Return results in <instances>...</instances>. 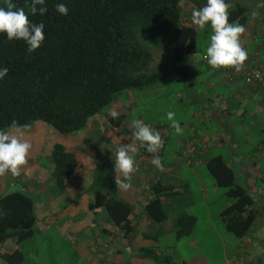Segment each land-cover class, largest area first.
I'll return each mask as SVG.
<instances>
[{
  "label": "trees",
  "instance_id": "1",
  "mask_svg": "<svg viewBox=\"0 0 264 264\" xmlns=\"http://www.w3.org/2000/svg\"><path fill=\"white\" fill-rule=\"evenodd\" d=\"M187 1L205 6L201 0ZM14 2L28 12L30 0ZM60 2L69 8L67 16L56 11ZM181 2L45 0L46 14H29L31 22L45 25V39L36 51L28 54L23 40L9 41L6 33H0V69H9L7 76L0 79V129L10 130L14 120L20 125L42 121L54 130L75 132L123 91L142 90L171 73L188 80L190 66L179 63L196 52L197 29L183 22ZM4 6L5 0H0V7ZM228 12L230 23L246 25V6L236 3ZM155 59L156 65L151 68ZM224 73L221 70L228 80ZM124 118V113H119L118 119L108 116V129L100 135L101 139L110 142L113 132L121 130V144L135 142L140 154L151 161L154 155L161 157L164 144L157 154L148 153L141 142L128 135L127 128H121ZM49 157L51 181L58 192H64L82 168L80 150L55 143ZM96 157L94 175L86 187L92 194L87 208L93 222L105 215L124 238H129L136 231L134 207L122 198L115 184V176L120 178L114 170L115 162ZM205 167L215 184L232 198L219 213L225 229L238 238L247 235L256 218L253 197L236 181L232 167L221 155L209 157ZM150 191L152 195L145 201L143 211L153 225L160 227L142 233L149 245L138 252L155 264H178L173 254L162 253L158 242L166 234L162 225L168 221L176 240L192 231L196 223L193 214L168 210V204L178 205L188 187L184 181L173 182L170 176L155 179ZM37 222L34 200L28 194L23 190L0 192V258L6 264L26 262L20 247L6 250V245L9 240L19 244L32 238Z\"/></svg>",
  "mask_w": 264,
  "mask_h": 264
},
{
  "label": "rangeland",
  "instance_id": "2",
  "mask_svg": "<svg viewBox=\"0 0 264 264\" xmlns=\"http://www.w3.org/2000/svg\"><path fill=\"white\" fill-rule=\"evenodd\" d=\"M206 1L201 0L204 5H206ZM225 2L229 4L230 8L236 2L255 6L258 3H264V0H225ZM181 5L183 22L192 24L197 29L196 52L179 63V65L193 67L192 81L194 85L192 89L185 88L186 80L176 73H171L158 83L142 90L121 92L112 104L96 113L88 120L85 127L78 131L60 132L50 128L42 121H35L24 133L22 139L32 145L27 157V164L21 169L19 177H13L10 173L0 176V192L23 190L34 200L37 207L35 209L40 219L36 225L34 236L18 244V247L25 253L27 264L97 263L89 248L93 242L100 241L98 232H100L101 227L112 230L115 227L110 222H101L100 219L90 223V212L87 205L92 200V194L86 190V187L89 186L94 175L96 155L102 158H111L115 162L113 154L120 145H123L121 140L124 136L121 130L113 132L110 142H104L100 137L106 128L108 129L107 117L111 116L113 111L120 113L121 107L125 108L126 112V119L121 128H130L131 131L128 135L133 137V140L135 129L132 126V120L139 119L153 130L158 131L165 141L161 156L162 162L165 164L164 170L155 172L153 178H151L152 175L145 174L147 177L140 180L138 186H133L128 190V195L132 198L130 202L134 207V215L137 216L136 221L143 225L147 222L145 218L147 216L144 214L142 206L152 195L150 185L155 179L172 176L173 182L184 181L188 187V193L182 196L183 199L176 207L168 204V210L173 213L179 209L193 214L196 217V223L188 235L176 240L170 230L172 225L169 221L165 222L163 226H166L167 232L158 242L159 249L164 254H173V259L178 264L234 263L230 258L232 255L230 253L236 249L234 244L236 237L225 229L219 216L220 211L232 201V198L225 195V190L215 184L204 164H199L197 169L186 167L181 172L175 171L174 161L176 151L180 147L179 141L183 139V136L191 133L188 129L189 122H196L190 114L192 111L201 109L193 96L198 89H203L201 82L204 77L208 76L207 72L204 74L201 71L204 70L202 55L206 53L212 34L210 25L206 26L205 29H200L191 21V12L201 7L187 0H182ZM157 59L151 63V68L155 67ZM177 92L183 93L178 97ZM196 96L199 99V95ZM168 111L175 113V119L184 129L183 134H176L175 130L170 127V122L166 118ZM9 131L19 135L15 129ZM55 143L63 144L68 148L78 147L83 160V168L64 192H58L51 181L52 165L49 154L52 145ZM138 153H140L139 148L134 155ZM214 153L217 152L214 151L212 154ZM138 162L140 160L137 161V164ZM147 167L149 169L155 168L152 163ZM171 167L173 170L169 171ZM25 171L28 172L27 175H25ZM136 175L140 177L144 174L139 170ZM78 188L81 190L77 191ZM203 188L207 194L206 198L204 197L205 193L201 191ZM55 197L60 200L59 202H63V205L61 203L56 212L49 213L48 218L43 217L42 204L55 199ZM55 206V208L58 207V205ZM73 206L77 207V211L72 209ZM61 208H65L66 211ZM158 228V226L149 225L148 229L157 230ZM250 234L253 237L263 235L264 224L256 226L254 223ZM148 260V264H155L151 259ZM0 264H6V262L0 258Z\"/></svg>",
  "mask_w": 264,
  "mask_h": 264
},
{
  "label": "crops",
  "instance_id": "3",
  "mask_svg": "<svg viewBox=\"0 0 264 264\" xmlns=\"http://www.w3.org/2000/svg\"><path fill=\"white\" fill-rule=\"evenodd\" d=\"M236 3L244 5L249 9L248 20L244 26L245 32L240 37L241 45L247 51L248 56H251L255 51H259L260 58L262 57L261 59L264 60V7L257 8V5L249 6L241 2ZM252 9L258 12L255 18L251 16ZM202 60L204 70H200L204 74L207 72L208 76L204 77V80L201 82L203 89H198L193 96L196 99V104H199L201 109L192 111L190 114L191 118H194L196 122H189L188 129L191 133L183 136V139L179 141L180 147L176 151L174 161L176 165L175 171L181 172L186 167L197 169L199 164L205 165L209 157L216 154L221 155L232 167L236 181L246 187L254 199L253 207L256 211L254 223H256V226L263 225L264 89L244 84L243 80L237 75L231 80H226L221 75L220 69L212 68L208 64L206 53L202 55ZM192 69L193 67L190 66L191 76L186 80L185 88L188 90L192 89L194 85L192 81ZM200 70L197 71L200 72ZM182 93L177 92V96L180 97ZM197 94L199 95V99L196 96ZM120 113L125 114V120V108L121 107ZM127 129L131 131L130 128L127 127ZM214 151L217 153L212 154ZM138 160L140 162L137 164ZM146 163L151 164L152 161L149 158L143 157L140 153L134 155L136 172L141 170V173L144 175L139 177L136 175V172L133 173L131 187L138 186L140 180L147 177L145 174H150L152 175L151 178H153L155 172L159 170L156 167L149 169L147 167L149 164L145 165ZM172 170L173 168L171 167L169 171ZM119 175L120 179H123L122 174ZM80 190L81 188H78L77 191ZM128 190L120 189V195L130 202L132 198L128 195ZM201 191L205 193L204 197L206 198L205 189L203 188ZM59 201L55 197V199L43 203V208L41 207L43 217L48 218L50 216L49 213L56 212V209L60 208L61 203L63 205V202ZM55 205H58V207L55 208ZM34 208H37L35 202ZM61 209L66 211L65 208ZM72 209L77 211L76 206H73ZM89 212L90 223L96 222H93L92 213L91 211ZM136 218L137 216L133 220L134 225H136V231L129 238H124L122 231L114 225L115 229L113 230L107 227L100 228V232H98L100 241L93 242L89 248L95 262H97L95 264L149 263L148 258H143L139 254L138 249L149 245L148 240L144 239L142 233L145 231L150 232L151 229L148 228L153 223L148 217H145L147 222L143 225L137 222ZM39 219L40 217L38 216V222ZM100 221L103 223L110 222L105 215L101 217ZM144 226H146L145 230H143ZM163 229L167 232L166 226H163ZM250 233L251 230L241 238L235 236L236 242L234 244L236 245V249L230 253L232 254L230 258L234 261L232 264H264V234L253 237ZM16 247H18V244L10 241L6 245V250ZM24 264H27V261Z\"/></svg>",
  "mask_w": 264,
  "mask_h": 264
},
{
  "label": "clouds",
  "instance_id": "4",
  "mask_svg": "<svg viewBox=\"0 0 264 264\" xmlns=\"http://www.w3.org/2000/svg\"><path fill=\"white\" fill-rule=\"evenodd\" d=\"M25 8L18 6L14 0H5V6L0 7V33H6L7 39L23 40L27 45L28 54L33 53L41 47L45 39V25L33 23L29 19V14L44 15L47 12L45 0H30ZM264 7V3H258L257 8ZM229 4L225 0H207L205 6L200 9H194L191 12V21L200 29H205L210 25L212 34L210 35V45L206 49V58L212 68H234L239 72L244 67V62L248 59L247 51L242 47L240 37L245 32L243 25L239 22H229ZM56 11L67 16L69 8L65 3H57ZM258 15L257 10H253L251 16L255 18ZM8 68L0 69V79L7 76ZM113 119L119 118V113L111 112ZM166 118L170 122V127L175 133L183 134L184 129L175 119V113L168 111ZM132 126L135 129L134 141H139L140 146L146 148L148 153L157 154L163 147L164 140L158 131L153 130L142 120L133 119ZM19 135L12 134L9 130L0 129V176L10 173L13 177L21 175V169L27 164V157L32 145L23 140L24 133L30 128V124H18L13 121L10 125ZM137 152L135 142L120 145L114 155L115 172L122 174L123 179L115 176V184L122 190L131 188L133 173L137 171L134 167V154ZM153 165L163 171L164 164L161 157L157 154L152 159ZM28 172L25 171V175Z\"/></svg>",
  "mask_w": 264,
  "mask_h": 264
},
{
  "label": "built area",
  "instance_id": "5",
  "mask_svg": "<svg viewBox=\"0 0 264 264\" xmlns=\"http://www.w3.org/2000/svg\"><path fill=\"white\" fill-rule=\"evenodd\" d=\"M219 69L225 72L224 74L228 80H231L233 74H236L243 80L244 84L264 89V60L260 58L259 51H255L251 56H248L243 69L239 72L235 71L234 68Z\"/></svg>",
  "mask_w": 264,
  "mask_h": 264
}]
</instances>
